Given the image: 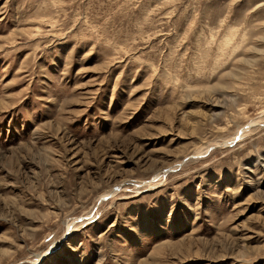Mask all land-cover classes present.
I'll use <instances>...</instances> for the list:
<instances>
[{
  "label": "rangeland",
  "instance_id": "1",
  "mask_svg": "<svg viewBox=\"0 0 264 264\" xmlns=\"http://www.w3.org/2000/svg\"><path fill=\"white\" fill-rule=\"evenodd\" d=\"M0 264H264V0H0Z\"/></svg>",
  "mask_w": 264,
  "mask_h": 264
}]
</instances>
